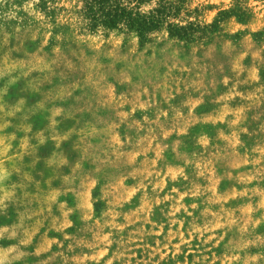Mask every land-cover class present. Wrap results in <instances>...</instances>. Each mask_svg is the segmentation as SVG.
<instances>
[{"label":"rangeland","instance_id":"1","mask_svg":"<svg viewBox=\"0 0 264 264\" xmlns=\"http://www.w3.org/2000/svg\"><path fill=\"white\" fill-rule=\"evenodd\" d=\"M106 4L0 0V264H264V0Z\"/></svg>","mask_w":264,"mask_h":264},{"label":"trees","instance_id":"2","mask_svg":"<svg viewBox=\"0 0 264 264\" xmlns=\"http://www.w3.org/2000/svg\"><path fill=\"white\" fill-rule=\"evenodd\" d=\"M87 1V14L91 16L94 22L101 21L102 23L114 26L117 24V19L123 12H125V9H122L119 5L113 6L108 5L107 2L109 0H86ZM95 4L98 5L97 8L95 7ZM122 10V13H119L118 11ZM130 20V25L135 27L138 31L139 35L143 37V31L148 28L147 25L149 21L145 18H141L138 14L133 16L130 14L128 16Z\"/></svg>","mask_w":264,"mask_h":264}]
</instances>
